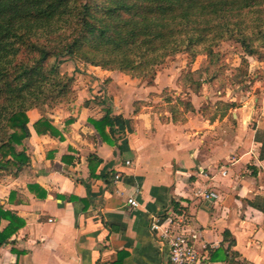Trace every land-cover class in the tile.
I'll return each mask as SVG.
<instances>
[{"label":"crops","instance_id":"0c3cea01","mask_svg":"<svg viewBox=\"0 0 264 264\" xmlns=\"http://www.w3.org/2000/svg\"><path fill=\"white\" fill-rule=\"evenodd\" d=\"M85 72V86H73L69 104L26 112L29 137L20 149L29 163L0 172V206L24 226L0 247V264H115L118 257L117 264H167L166 242L150 225L180 216L196 231L197 264H264V125L256 119L245 137L236 115L235 146L202 155L210 131L195 136L213 128L193 98L184 122H172L163 108L161 94L178 96L180 86L157 75L152 85L128 78L130 86H123L124 74L90 65ZM102 79L106 86H94ZM106 110L126 120L119 139L108 136L113 144L89 123ZM40 119L57 134H36ZM89 156L100 161L94 177ZM196 188L215 198H195ZM6 225L1 221L0 231Z\"/></svg>","mask_w":264,"mask_h":264},{"label":"trees","instance_id":"16d2710c","mask_svg":"<svg viewBox=\"0 0 264 264\" xmlns=\"http://www.w3.org/2000/svg\"><path fill=\"white\" fill-rule=\"evenodd\" d=\"M225 39L235 41L246 58L258 56L264 47V0H0V172L29 163L20 149L29 137L27 111L73 101V77L58 71L65 61L79 60L152 85L156 69L176 55L193 61L202 54L218 61L213 48ZM194 74L180 76L181 91L199 92ZM165 93L161 97L172 122H184V114L194 112L188 97L173 101ZM218 105L222 111L235 107ZM89 123L113 144L108 136L119 139L126 120L106 110ZM33 129L38 135L57 134L46 119ZM99 163L89 156L91 177ZM173 209L179 213L176 205ZM1 221L7 225L0 231V247L24 226L2 206Z\"/></svg>","mask_w":264,"mask_h":264},{"label":"rangeland","instance_id":"374dc122","mask_svg":"<svg viewBox=\"0 0 264 264\" xmlns=\"http://www.w3.org/2000/svg\"><path fill=\"white\" fill-rule=\"evenodd\" d=\"M213 50L219 54L218 61L209 62L202 54L191 61L186 54H179L167 59L156 69L157 79L165 80L167 86H181L180 76L189 71L195 72L194 78L201 84L198 93H187V90H182L178 96L173 91L165 94L173 101L186 100L187 97L189 100L193 98V104L199 115L206 121L213 118L210 124L213 129L203 128L202 134L195 136L200 139L203 133L210 131L201 144L202 155H207L209 152L217 155L219 150L235 146L233 136L237 135L239 126L232 117L236 115L242 120L241 126L245 137L251 134L254 125L256 126V119L262 123L261 126L264 125V90H262L264 88V47L258 50V56L263 58L262 65L257 63L260 62L258 56L246 58L240 46L231 39L221 41ZM243 58L247 59V63L242 64ZM87 65L79 60L65 61L59 65L58 71L73 77L72 86H85ZM242 72L246 73L243 77ZM128 78L131 80L127 76L123 86H130ZM102 80L94 86H106V81ZM139 82L145 83L141 80ZM222 102H233L235 108L222 111L218 105ZM247 103L244 109L239 110ZM252 105L256 115H250ZM222 112H224L223 116H221Z\"/></svg>","mask_w":264,"mask_h":264},{"label":"built area","instance_id":"2783aa9c","mask_svg":"<svg viewBox=\"0 0 264 264\" xmlns=\"http://www.w3.org/2000/svg\"><path fill=\"white\" fill-rule=\"evenodd\" d=\"M124 164L128 166L130 163L124 161ZM118 179L119 175H114V181ZM194 197L208 201L215 198V194L204 188H196ZM128 204L130 207H137V203L133 199H129ZM187 223V219L180 216L175 220L168 219L164 222L153 219L150 225L152 234L166 242L167 264H197L202 259L200 252L195 248L196 231L190 228Z\"/></svg>","mask_w":264,"mask_h":264}]
</instances>
